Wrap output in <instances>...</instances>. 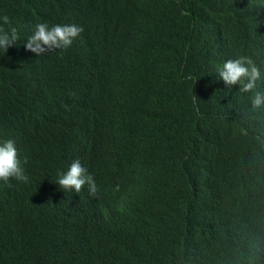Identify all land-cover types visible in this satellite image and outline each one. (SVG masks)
Returning <instances> with one entry per match:
<instances>
[{
	"label": "trees",
	"instance_id": "1",
	"mask_svg": "<svg viewBox=\"0 0 264 264\" xmlns=\"http://www.w3.org/2000/svg\"><path fill=\"white\" fill-rule=\"evenodd\" d=\"M177 1L0 0L22 34L54 14L86 29L70 52L6 54L0 134L17 138L28 182L0 185V264H63L71 240L84 264H264V104L252 106L264 95V0ZM236 55L260 70L252 91H241L247 78L217 83ZM78 67L100 84L99 102L57 87ZM122 144L129 165L111 159ZM76 155L97 179L96 202L36 204Z\"/></svg>",
	"mask_w": 264,
	"mask_h": 264
},
{
	"label": "clouds",
	"instance_id": "2",
	"mask_svg": "<svg viewBox=\"0 0 264 264\" xmlns=\"http://www.w3.org/2000/svg\"><path fill=\"white\" fill-rule=\"evenodd\" d=\"M176 3L179 4L177 0ZM184 14H190L183 7ZM193 13H191L192 16ZM21 26L5 16H0V50L6 54L12 50L23 52L29 57L55 56L70 52L84 44L86 29L84 24L76 20H66L62 14H54L52 20L39 19L32 23L30 29L22 34ZM89 53L92 49L88 50ZM119 49L114 57L122 54ZM7 60V55L5 56ZM5 60V61H6ZM3 57L0 53V64ZM7 62V61H6ZM5 62V63H6ZM6 64L2 65L1 72ZM219 75L216 76L217 83L222 88H236L247 78L241 91L249 92L255 89L256 81L260 78V70L253 64L248 56H229L221 61ZM192 91H195L196 78L193 75ZM66 86L67 98L70 101L84 104H94L101 100V86L93 78L85 67L76 68L71 74L59 80L57 87ZM264 104V95L256 92L252 101L253 108ZM111 159L122 165L132 163V150L128 145H115L111 148ZM28 182L25 170V159L22 156L17 138L3 136L0 134V185L12 186L14 183ZM119 184L114 191H119ZM43 196L34 193V202L57 200L61 197L75 195L84 197L95 203L99 194V186L93 172L87 167L85 160L80 156H72L66 160L52 176L51 179L41 185ZM63 264H84L82 245L75 241H67L63 245ZM250 264H254V257L251 256Z\"/></svg>",
	"mask_w": 264,
	"mask_h": 264
},
{
	"label": "bare ground",
	"instance_id": "3",
	"mask_svg": "<svg viewBox=\"0 0 264 264\" xmlns=\"http://www.w3.org/2000/svg\"><path fill=\"white\" fill-rule=\"evenodd\" d=\"M90 13H94V12L91 11V12H89V14H90ZM97 15H98V16H102L103 14L100 13V12H98ZM175 46H176V45H175ZM67 52H68V51H67ZM0 53H1V56L3 57V61H4L2 64H0V72H1L2 65H5V64H6V63H5V62H6V61H5V60H6V58H5V56H6V52L4 53L3 50H0ZM172 106L175 107L174 104H172ZM87 138H88V137H87ZM87 138H85V139H87ZM88 141H90V139H89ZM106 208L108 209V207H106ZM65 233H68V230H66Z\"/></svg>",
	"mask_w": 264,
	"mask_h": 264
}]
</instances>
